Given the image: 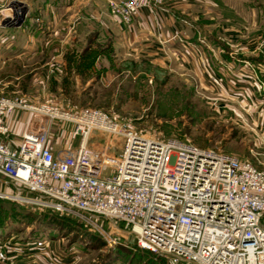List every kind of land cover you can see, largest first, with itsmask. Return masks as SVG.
Here are the masks:
<instances>
[{
	"label": "rangeland",
	"instance_id": "obj_1",
	"mask_svg": "<svg viewBox=\"0 0 264 264\" xmlns=\"http://www.w3.org/2000/svg\"><path fill=\"white\" fill-rule=\"evenodd\" d=\"M66 1L9 0L4 5L10 19L4 35L11 40H0V97L50 103L71 113L103 112L142 136L183 140L264 170L261 90L245 65L250 61L242 60L247 73L240 63L227 67L239 56L264 63V0H144L149 5L129 23L124 17L130 0H74L69 6ZM147 18L153 19L152 30L135 22ZM17 54L20 58L13 59ZM257 73L264 84V72ZM21 130L13 129L12 145ZM80 142L72 124L52 126L49 143L60 159L69 158ZM88 145L102 156L122 149L121 139L99 131L91 132ZM69 217L85 236L69 232L65 237L66 232L20 217L0 233L43 241L48 264H128L113 261V252L136 254L134 237L118 229L127 225L99 221L111 234L105 236L118 243L109 246L108 238L79 216Z\"/></svg>",
	"mask_w": 264,
	"mask_h": 264
},
{
	"label": "built area",
	"instance_id": "obj_2",
	"mask_svg": "<svg viewBox=\"0 0 264 264\" xmlns=\"http://www.w3.org/2000/svg\"><path fill=\"white\" fill-rule=\"evenodd\" d=\"M147 4L127 2L125 21ZM245 65L264 99L261 75L250 62ZM17 113L26 120L12 145L16 123L8 120ZM59 122L72 124L81 138L66 160L49 143ZM93 131L121 139L120 153L102 156L91 148ZM4 201L77 215L102 236L111 234L99 221L125 224L129 229H118L134 237L135 249L169 264H264V170L183 140L142 136L99 111L71 113L50 103L0 97V204ZM31 241L0 239V264H14L16 256L44 247L41 240Z\"/></svg>",
	"mask_w": 264,
	"mask_h": 264
},
{
	"label": "trees",
	"instance_id": "obj_3",
	"mask_svg": "<svg viewBox=\"0 0 264 264\" xmlns=\"http://www.w3.org/2000/svg\"><path fill=\"white\" fill-rule=\"evenodd\" d=\"M6 205L8 206V208H5ZM11 205L13 206V208L14 206H16L19 209L15 210L16 208L14 209L11 208L12 207ZM24 209L25 207L19 206L17 204H12V202H8V201L2 202L0 204V231L4 229V227L6 226L9 220L18 221V218L20 217V219L21 218L23 220L25 219L26 221H29V223L31 224L37 223V225L39 226L43 225L47 227H52V229L54 230L58 229L59 232L61 233L66 232V234L64 235L65 237L68 236L69 232L71 234L74 233V235H76L77 237L78 236L82 237L83 235L84 236L86 235L83 230L81 231L78 230V228L75 226V222L70 219L69 215L59 214V213H56L50 210H48L49 211L48 214H43L38 211L28 212ZM81 224L84 227L86 226L84 222H82ZM54 238L55 237H52V239ZM100 239L102 240L101 237ZM99 246H102V245H99ZM133 248L134 250L137 251L136 254L126 252L122 249H119L118 251L115 250L112 254L113 261L117 259L119 260L121 258L123 261L128 262V264H165L164 263L165 261L162 259H160L159 261V260H155L151 258L150 256H148L153 253L149 251L135 249V247ZM144 255L147 256L148 258H144L145 257Z\"/></svg>",
	"mask_w": 264,
	"mask_h": 264
},
{
	"label": "crops",
	"instance_id": "obj_4",
	"mask_svg": "<svg viewBox=\"0 0 264 264\" xmlns=\"http://www.w3.org/2000/svg\"><path fill=\"white\" fill-rule=\"evenodd\" d=\"M9 0H0V34H1V37H0V40H1V42L2 41H4V43H8V42H10V38H7V37H5V35H4V33H6L5 31H6V27H5V25H7L10 21V19H7V18H9V16L5 13V11L7 10V9H5V7H4V5L8 2ZM34 2H37L38 4H39V2L41 1V0H33ZM39 1V2H38ZM44 2H46V4L48 5V4H55L56 2H57V0H47V1H44L43 0V3ZM66 4H67V6H69V4H74V0H68V1H66L65 2ZM18 17V16H17ZM25 17H27V16H25V15H21V18L22 19H24ZM7 19V20H6ZM153 19H149V18H147V19H144V20H141V19H138L137 21H135L139 26H142V27H144L145 29H150V30H152V24H153ZM109 25H112V22L110 21L109 22ZM107 33L110 35V32H108L107 31ZM201 47V46H200ZM202 48V47H201ZM18 56H14L13 57V59L14 58H16V57H18V58H20V54H17ZM239 58L240 59H235V58H233L232 57V60L231 59H229V60H231V61H229L230 63H228L229 65L227 66V67H235L234 65H238L239 63V66H241L240 68L243 70V71H245L246 73L247 72H249L250 70L249 69H247L246 67H244L243 66V61L242 60H248V61H250V62H252L254 65H256V68H257V70L259 71V72H264V63H262V62H260V61H255V60H253V59H250V58H244V57H240L239 56ZM242 58V59H241ZM245 62V61H244ZM234 69V68H233ZM237 70V69H236ZM243 86L242 85H240V84H236V88L237 89H241ZM239 91V90H238ZM23 117H25L26 118V116H25V114H20V113H17V114H14L12 117H10L9 118V120H8V123H10V124H15V127H14V129H16L17 127L18 128H20V130H21V132H20V134L18 135V134H16V135H18V138H21V136H22V133H23V130H24V124H25V122H23L21 119H20V121H18L19 120V118H23ZM18 122V123H17ZM19 141V140H18ZM17 143V142H16ZM15 143V144H16ZM52 148H53V146H52ZM53 150H54V148H53ZM55 151V150H54ZM12 237L13 239H15L16 241H19L20 243H22L23 245L25 244V243H27V242H32L30 239H28V240H26V241H23L22 239H20L19 237H18V235L17 234H13V233H11V234H6V233H0V239H3V238H6V237ZM40 248H41V250H39V251H37V252H35L33 255H26V254H20V255H18V256H16V260H15V262H14V264H48L49 263V261H47V259H49V258H47V255L45 254V251H42V249L44 248V247H41L40 246ZM44 250V249H43ZM13 256H15V254H13Z\"/></svg>",
	"mask_w": 264,
	"mask_h": 264
},
{
	"label": "water",
	"instance_id": "obj_5",
	"mask_svg": "<svg viewBox=\"0 0 264 264\" xmlns=\"http://www.w3.org/2000/svg\"><path fill=\"white\" fill-rule=\"evenodd\" d=\"M135 244H136V242H135Z\"/></svg>",
	"mask_w": 264,
	"mask_h": 264
}]
</instances>
